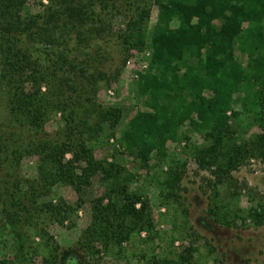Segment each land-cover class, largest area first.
<instances>
[{
  "label": "trees",
  "instance_id": "obj_1",
  "mask_svg": "<svg viewBox=\"0 0 264 264\" xmlns=\"http://www.w3.org/2000/svg\"><path fill=\"white\" fill-rule=\"evenodd\" d=\"M146 1L149 0H122L124 6H121L119 0H47L39 2L40 11L24 12L26 0H0V77L9 86L10 110L19 125L14 143L10 138L14 130L10 136L0 132V170L7 175L14 171L19 155L32 147V138L38 135L43 117L52 106L40 89L41 81L56 78L57 85L72 88L71 82L87 75L82 68H79L81 74H76L73 59L67 61L60 56L61 63L66 62L68 68L63 70V76L56 77L55 70H49L44 63L45 55L52 54L57 45L63 46L64 51L70 38L76 46L69 51H74L92 36L113 34L112 21L119 13L124 14L125 25L116 35L123 43L141 44L148 15ZM151 1L157 6V18L148 32V62L137 79L143 108L129 118L120 131L119 142L126 151H136L146 160L151 152L162 154L165 141L176 139L179 128L187 123L208 140L207 144L194 148L197 164L211 173L214 185L222 183L230 178V170L243 157H264V97L255 101V92L251 90L253 77L264 85V0ZM96 3L98 10L93 7ZM237 41L241 50L249 51V60L252 58L247 66L234 56ZM85 79L89 82L90 74ZM237 91L242 92V107L255 105L259 127L242 141L232 137L225 120L227 110L236 114L231 109V98ZM68 95L66 100L57 97L52 102L61 111L69 107L65 117L70 123L63 138L41 144L44 157L52 166L48 174L79 192L99 172L107 183V192L114 196L112 199L109 193L104 194L107 197L104 204L105 196L92 202L91 221L75 241L76 248L84 253L92 250L93 240L105 246L109 242L119 245L130 238L133 230L150 227L151 220L146 200L125 191V176L120 168L92 154L90 132L95 134L101 127L105 128L99 123L92 126L84 118L95 107H83L80 96ZM120 113L117 107L98 111L100 119L111 129ZM65 152H70L71 158L65 159ZM45 175V171L41 172L40 177L44 179ZM171 176L174 182L178 181L177 174ZM8 181L4 178L3 209L13 206L16 214L33 219L39 187L32 179H25L24 187L20 179L7 184ZM40 206L54 209L50 202ZM247 215L254 223H261L264 205L250 207ZM57 249L56 244L52 249L54 264L56 254L63 251ZM190 256L188 247L178 254L177 263L191 264ZM0 264L4 263L0 261ZM65 264L81 262L77 256L70 255Z\"/></svg>",
  "mask_w": 264,
  "mask_h": 264
},
{
  "label": "rangeland",
  "instance_id": "obj_2",
  "mask_svg": "<svg viewBox=\"0 0 264 264\" xmlns=\"http://www.w3.org/2000/svg\"><path fill=\"white\" fill-rule=\"evenodd\" d=\"M39 2L47 0H26L23 11H40ZM119 2L124 6L122 0ZM146 6V32L141 44L123 43L116 35L125 25L124 14L119 13L112 21L113 34L92 36L74 51H69L76 46L70 38L64 51L63 46L57 45L52 54L45 55L44 63L49 70H55L56 77L63 76V70L68 68L66 62L61 63L64 57L67 61L73 59L76 74H81L79 68H82L91 80L87 82L86 76H82L71 82L72 88L64 86V89L57 85L56 78L45 77L40 83L44 98L52 106L43 117L38 135L32 138V147L19 155L14 171L7 175L0 170V261L4 264H54L52 249L56 244L63 251L56 254L55 264L67 263L70 255L77 256L81 264H178V254L188 247L191 264H264V221L254 223L247 215L250 207L264 205V157H243L230 170L229 179L214 185L211 173L197 164L193 154L196 146L207 144L208 140L187 123L179 128L176 139L165 141L162 154L151 152L146 160L136 151H126L119 142L120 131L129 118L143 108L137 79L148 62V32L157 18V6L151 0L146 1ZM93 7L98 10V3ZM240 44L238 41L234 44V56L241 65L247 66L252 58L249 60V51L241 50ZM256 80L253 77L251 90L255 92L254 100L258 101L264 97V85L260 79ZM8 88L0 77V132L10 136L14 130L10 136L14 143L19 125L10 110ZM68 94L80 96L83 107H95L84 118L92 126L99 123L105 128L101 127L95 134L88 133L92 154L120 168L121 175L125 176V191L146 200L151 220L150 227L133 230L130 238L119 245L109 242L105 246L93 240L92 250L84 253L76 248L75 241L91 221L92 202L109 193L107 183L96 172L89 184L75 191L70 184L48 174L52 166L41 146L42 141L63 138L65 127L70 123L65 117L69 107L61 111L52 102L57 97L66 100ZM241 96L239 91L232 94L231 109L236 114L232 115L230 110L225 112L231 135L238 141L246 140L259 129L255 105L242 107ZM108 107L121 111L114 129L106 127V121L98 114ZM27 132L24 133L27 135ZM63 156L71 158V153L65 152ZM44 171L46 177L42 179ZM172 173L179 176L178 181H173ZM4 178L9 180L7 184L20 179L22 187L27 184L25 179H32L39 187L33 219H25L21 213L17 215L13 206L3 209ZM109 194L113 199V194ZM106 201L105 196L102 204ZM43 202H50L54 209L41 207Z\"/></svg>",
  "mask_w": 264,
  "mask_h": 264
}]
</instances>
